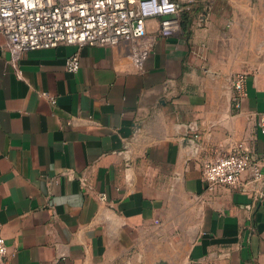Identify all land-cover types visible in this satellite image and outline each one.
I'll return each instance as SVG.
<instances>
[{
  "label": "crops",
  "instance_id": "crops-1",
  "mask_svg": "<svg viewBox=\"0 0 264 264\" xmlns=\"http://www.w3.org/2000/svg\"><path fill=\"white\" fill-rule=\"evenodd\" d=\"M8 60L0 33L8 264H264V181L201 180L203 163L238 143L264 174V0L184 5L145 73L126 44L31 50L19 74ZM238 72L246 96L235 109Z\"/></svg>",
  "mask_w": 264,
  "mask_h": 264
},
{
  "label": "built area",
  "instance_id": "built-area-1",
  "mask_svg": "<svg viewBox=\"0 0 264 264\" xmlns=\"http://www.w3.org/2000/svg\"><path fill=\"white\" fill-rule=\"evenodd\" d=\"M195 0H0V33L5 38L8 62L19 74L18 61L25 52L59 45L111 47L126 44L139 73L146 72V61L157 38L170 37L180 30L184 5ZM160 18L159 31L151 32L146 21ZM66 70L76 72L79 56L65 60ZM247 74L231 77L232 106L239 109L246 96ZM264 133V112L255 117ZM250 171L251 182L261 184V172L243 143L229 152L207 160L201 168V180L207 189L237 188L241 177ZM0 264H8L7 245L0 232Z\"/></svg>",
  "mask_w": 264,
  "mask_h": 264
}]
</instances>
